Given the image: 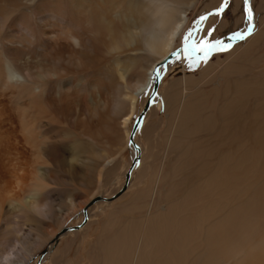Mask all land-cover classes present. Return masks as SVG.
<instances>
[{
  "label": "bare ground",
  "instance_id": "6f19581e",
  "mask_svg": "<svg viewBox=\"0 0 264 264\" xmlns=\"http://www.w3.org/2000/svg\"><path fill=\"white\" fill-rule=\"evenodd\" d=\"M195 4L0 0V264H26L38 253L35 264L49 258L52 262L58 242L69 232L73 239L85 231L92 222L85 224V219L112 202L102 196L107 191L95 193L103 176L113 172L108 166L112 158L126 144L133 146V135L137 144L138 129L132 133L137 116L144 113L140 127L163 105L157 95L160 80L145 109L154 87L152 75L182 47L175 40ZM238 5L232 1L227 9L235 27L243 19ZM256 29L233 42L225 54V73L242 70L231 60L247 59L262 35ZM108 56V67L101 71ZM184 64L170 62L167 68ZM188 80L183 74L163 95L166 155L176 146L175 134L217 129L209 141L182 149L176 157L177 170L194 165L193 181L182 195L165 199L135 221L130 218L120 231L109 234L110 228L104 229L103 240L112 241L98 249L101 264H264V79L225 85L230 97L218 108L220 122L214 113L216 98L208 104L209 97ZM139 97L142 109L136 114ZM250 98L256 102L243 115V103ZM204 109L213 110L202 116ZM139 148L131 149L134 168L141 158ZM181 153L190 160L182 161ZM127 181L121 191L131 175ZM72 217L78 230L66 227Z\"/></svg>",
  "mask_w": 264,
  "mask_h": 264
},
{
  "label": "rangeland",
  "instance_id": "374dc122",
  "mask_svg": "<svg viewBox=\"0 0 264 264\" xmlns=\"http://www.w3.org/2000/svg\"><path fill=\"white\" fill-rule=\"evenodd\" d=\"M195 1L196 4L192 6L188 11L186 18L187 21L184 23V32H182L176 38L174 44L175 46H178L181 41L183 42V36L187 33L188 30L196 28V21H198L200 16L206 13L205 11L209 12L214 8H217L222 0ZM232 1H239L238 13H241L240 15L243 18L242 21H240L242 24L239 23L241 27L239 25L238 27H235V20L232 12L230 10H226V12L219 18L215 16H213L214 18L209 17V19L202 25L204 31L200 32L199 36H204L206 33V29L213 26L216 27V31L213 34L214 38L222 40L225 39L224 35L246 30L247 22L244 12L243 0H229V5L232 4ZM250 3L254 8V23L256 25L255 28H257L258 31L261 30L262 35L259 40H257V42L251 45V48L249 49L250 52L248 53L249 56L247 55V59L241 60L239 58H236L231 60V62L233 61L232 63L236 64L237 67L239 66L240 68H242V70H240L239 73L232 72L230 74H227L224 72V66L226 65L227 58L225 55L226 52L216 53L212 55L207 64H200L196 70H189L188 67L187 69H185L186 61L183 68H178L177 66L173 65L172 69L165 73L160 81V83L162 82V92L161 94L157 95H160L158 97L160 98L159 100L162 101L163 105H161V108L158 111L152 110L153 112L151 113V115L147 116L146 123L141 125L139 128H137L138 130H136L137 133L135 139L137 141V144L140 146L139 150H141V158L139 160V164L136 165V167L133 168L130 172V175L132 176L131 183L129 184V186L126 184L127 188L121 191L126 182L125 171L129 169L131 161L135 157L132 156L131 152V149H135V146L137 147V144L133 139L134 135L131 137L133 146L131 147L129 144L123 146L125 148L122 147V150L118 154H116L108 163V166H112L114 168L113 172L112 174L108 175V178H106L105 175L103 176L104 179L101 182V186L95 193V196H97V194L99 195L104 191H107V193H103L104 195L102 196L104 198L109 197L107 201L112 202H110L109 205L107 203L100 205V208L96 211V215L92 219H85V224L88 223V221L92 222L87 226L85 231L82 232L84 234L80 233L72 239V232H69V234L65 238L58 242L59 250L56 252V255L53 258L52 262H50L49 258L42 264H101L103 261V256L98 255L102 254L101 251L99 252L100 247H108V245L106 244L112 241L109 239L103 240L101 235L104 229L107 231L110 228V231H108L109 234L114 233L115 229H118L120 231V228L125 223H127L130 218L134 219L133 221H135L143 214L154 212L159 208L160 204L165 201V199L168 201L176 199L178 195H182V192L191 185L194 178V165L189 162L188 164L186 163L185 168H183L182 170H177L176 157H178V154L182 149H184L185 151L188 148L193 147V145H197L199 142L204 141L205 139L209 141L208 139L211 135H214L217 129H214V131L209 130L188 132L182 133L181 135L175 134L174 138H176V146L170 152H168L167 156V116L165 112L166 102L163 99V95L166 90V93L168 91L170 92V90L175 86V84L184 74L186 75V80L190 79L188 80V82L193 86L195 85L194 87L197 88V90L202 95L204 94L209 97L208 104H210L212 100L216 98V101L213 103L215 104L214 113L216 114L217 121L220 122V119H218L217 115L218 108L222 103L226 101V99H228V97H230L229 95H225L224 93L225 85H233L237 80L242 79H256L259 82L264 79V0H250ZM104 62L105 63H103V66L100 67L101 71H105L106 69L104 68L108 67L109 56ZM215 87H218L217 89L220 90H218L217 92V97L215 96V89H213ZM212 89L213 91H211ZM254 101L256 102V99L250 98V100L245 102V104L243 103L244 108H241V114L247 115ZM142 103V99L139 97L136 103V114L139 110L141 111ZM151 107L152 105L150 106V108ZM212 110L204 109L201 111V114L203 116V113L207 114ZM131 119H133V116L131 117ZM128 126H130V123L128 124ZM151 126L155 127V129H152V132L148 133L147 130L148 128H151ZM108 149L110 150V147ZM181 158L182 161L190 160L188 154L185 153H181ZM177 184L179 185L180 190L178 189L177 191H175ZM113 190H117L115 194ZM111 192L113 194L109 196ZM119 193L120 195L122 194L121 197L115 200L117 194ZM64 202H66V199L64 200ZM55 210L57 214L61 212L58 206L55 207ZM84 213H86V210H84ZM113 213L114 215L112 216ZM76 222L77 218H70L67 222L68 224H66V227H71L68 230H78L79 228L76 226ZM111 222L112 224L109 225L110 227L104 228L105 225H108ZM120 241L121 240L119 239V244ZM121 245H123V243ZM42 250H44V248ZM37 255H39V253ZM36 256L30 259L26 264H35L34 261L36 259ZM126 260H128V258Z\"/></svg>",
  "mask_w": 264,
  "mask_h": 264
},
{
  "label": "snow or ice",
  "instance_id": "6c2138e0",
  "mask_svg": "<svg viewBox=\"0 0 264 264\" xmlns=\"http://www.w3.org/2000/svg\"><path fill=\"white\" fill-rule=\"evenodd\" d=\"M229 8V0H223V2L213 11L202 15L196 21L197 27L190 29L183 36L182 47L174 50L169 57H166L164 61L156 67L152 75L153 82L161 80L162 72L170 66L171 63L180 64L187 62L189 70H196L200 64H207L212 55L216 53H222L230 51L233 48L234 41L245 40L248 36L253 34L254 23V8L250 3V0H244V12L246 16L247 28L245 31H237L232 33L228 37V41L214 38L213 34L216 31V27H210L207 29L204 36H200L197 39L198 33L204 31L202 25L209 19V17H221ZM19 79V77H14ZM149 102H152V97L149 95ZM139 128V125H135Z\"/></svg>",
  "mask_w": 264,
  "mask_h": 264
},
{
  "label": "water",
  "instance_id": "95a60500",
  "mask_svg": "<svg viewBox=\"0 0 264 264\" xmlns=\"http://www.w3.org/2000/svg\"><path fill=\"white\" fill-rule=\"evenodd\" d=\"M157 83H158V81H157V82H154V87L152 88V91H151V94H150L152 98H153V96H154V93H155V90H156V84H157ZM149 105H150V102H149V98H148L147 101H146L145 109H146ZM143 115H144V113H141V114L138 115L137 118L135 119V123H134L133 128H132V133H134V131L136 130L137 127H136L135 125L139 123V121L141 120V118L143 117ZM136 162H137L136 159L133 158L132 161H131L130 167H129V169H128V172L126 173V176H125V178H126V182H127V180L129 179L130 172H131L132 169L134 168Z\"/></svg>",
  "mask_w": 264,
  "mask_h": 264
},
{
  "label": "crops",
  "instance_id": "0c3cea01",
  "mask_svg": "<svg viewBox=\"0 0 264 264\" xmlns=\"http://www.w3.org/2000/svg\"><path fill=\"white\" fill-rule=\"evenodd\" d=\"M185 66H186L185 69H187V62H186V64H185ZM167 71H168V68H166V69L164 70V72H163L164 75H165V73H166Z\"/></svg>",
  "mask_w": 264,
  "mask_h": 264
}]
</instances>
